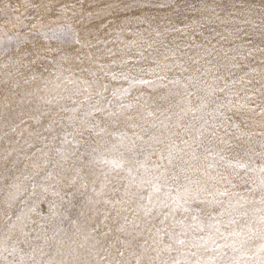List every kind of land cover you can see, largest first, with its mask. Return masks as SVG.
<instances>
[{
    "label": "bare ground",
    "instance_id": "obj_1",
    "mask_svg": "<svg viewBox=\"0 0 264 264\" xmlns=\"http://www.w3.org/2000/svg\"><path fill=\"white\" fill-rule=\"evenodd\" d=\"M63 25L71 26L78 43L71 36H52L51 30ZM57 92L72 100L45 105L39 99ZM169 144L176 145L172 165L167 163ZM100 158L123 159L137 176L159 175L167 168L173 187L174 172L179 184L186 183L185 176L199 180V186H188L205 187L202 197L217 190L234 194L232 203L243 207L227 209L228 197H220L225 205L193 203L191 208L199 210L206 225L235 219L232 228L222 225L225 233L235 228L248 235L249 227L260 228L264 0H0V238L10 235L9 248L22 249L26 264H33V249L37 261L54 264L70 259L71 249L90 264H105L104 257L127 264L141 257V264H159L197 251L173 245L171 253L157 258L155 228L171 230L172 222L161 225L156 218L145 226L143 213L138 217L132 211L136 203L123 205L129 211L121 212L120 222L127 217L141 228L129 224L133 236L116 231L115 208L87 203L89 197L102 199L91 190L93 180L99 190L101 169L108 170L96 163ZM180 167L187 171L181 173ZM73 177L77 183L70 186ZM109 181L105 191L115 198L127 174L112 172ZM83 182L87 188L80 186ZM105 211L111 214L108 220ZM193 215L175 213L177 220L187 217L189 225ZM204 235L190 228L183 238ZM261 242L257 238L251 244ZM3 255L18 261L20 254ZM0 264L7 262L0 259Z\"/></svg>",
    "mask_w": 264,
    "mask_h": 264
},
{
    "label": "snow or ice",
    "instance_id": "obj_2",
    "mask_svg": "<svg viewBox=\"0 0 264 264\" xmlns=\"http://www.w3.org/2000/svg\"><path fill=\"white\" fill-rule=\"evenodd\" d=\"M52 36L59 39L60 36H64L67 39L71 36L72 39H75L78 43L79 40L75 33L72 32L70 25H63L57 29H52ZM87 83V82H85ZM55 89H60V84L54 85ZM64 91H68L67 88H64ZM127 91V90H125ZM223 91V89H221ZM75 94H79V90ZM115 94V93H114ZM40 101L45 105H51L55 100L57 103L64 99L72 100V96L65 97L62 93L57 92V94L51 98H46L44 96L39 97ZM87 99V97H86ZM73 103H77V101L73 100ZM82 103V102H81ZM62 111H68L69 109L61 108ZM77 109H71V111H76ZM51 129V125H49V130ZM68 143L67 140L64 141ZM158 143L161 141L157 140ZM184 144L188 147H191L187 140L184 141ZM115 146H113L114 148ZM169 152L167 156L168 165L173 164L174 159V151L176 149V145L169 144L168 145ZM182 151V150H181ZM207 151V150H206ZM61 157L64 158V154L60 153ZM160 159L164 160L165 156L163 153L160 155ZM223 159V157H221ZM98 164H102L108 166V170L104 171L101 169V175L104 180L100 184L99 190L95 187V180H93L92 192L96 197H101L100 200H93L91 197L87 199L88 204H104L111 205L116 209L115 217H112L116 223V231L125 233L128 236H133L134 231L128 230V225L131 224L133 230H137L141 228V223H144L145 226L151 225L152 220L156 218L160 219L161 225H166V223L171 220V230L168 227H159L155 228V237L153 239V244L156 245L155 251L157 252V258H159L160 254L163 252L171 253L173 249V245L180 246H188L189 248H195L197 251L195 252H182L181 256L184 259L176 258L173 260L161 259L159 260V264H264V215H261L259 220L261 227L256 229L255 231L249 227L248 235L245 234L244 230H236L235 228L232 231L225 233L221 230L222 225L225 227L232 228L233 225L236 224V220L232 219L227 222H221L216 220L215 223L209 222L207 225L204 224L199 219V210L192 209L191 204L193 203H201V204H212V205H225V201L219 199L220 197H228V201L226 203L227 209H236L243 207L239 202L236 204L232 203L231 196L234 194H230L227 191H219L217 190L215 193H208L207 196L202 197L201 193L206 192L207 189L203 186H200L198 190H192L188 185L196 184L200 185L201 182L199 180L193 181L188 176H185V184H179L180 177L174 172L171 175V180L176 181L177 185L173 187L172 184L167 182V168L163 172H160L159 175L154 176H137L133 173L132 168L125 167V161L123 159H108V158H100L96 161ZM185 164H188V161H184ZM230 167L235 168H246L247 165L241 162L231 163L229 162ZM161 166L157 165L156 169L158 170ZM214 164H209L208 168H214ZM198 171V169H194ZM147 172L148 170L145 169ZM179 171L184 173L187 171L186 168L180 167ZM260 173V187L264 190V167L259 168ZM112 172H124L127 174V184L124 185V190L121 195L115 198H108V195L105 189L108 188V184L111 183L109 181V175ZM77 175H79V170ZM203 175L207 176L208 173L204 172ZM165 178V182L161 183V179ZM77 183V177H73L70 181V186L75 185ZM82 188H87V182H83L80 185ZM133 187L137 189V191H132ZM112 192L120 193V189L117 187L112 188ZM59 195V193H56ZM211 197V198H209ZM146 201V203H145ZM136 203V207L132 209V211L139 217V214L142 212L143 217L141 219V223H138L136 220L129 221L127 217L123 218V223L120 222L121 212L129 211L128 208L123 207V205ZM260 204L264 205V196L261 197L259 201ZM117 205H120V208H116ZM168 209L169 211L165 212L164 210ZM178 211H182L184 213H191L193 211L196 212V215H193L191 218L194 221L191 225L186 223L187 217L185 219L177 220L175 213ZM258 211L264 212V208L259 209ZM155 214V215H154ZM110 213L105 211L104 219L108 220L110 217ZM223 215V213H221ZM247 215V213H244ZM180 228V231H176V227ZM14 227V225H13ZM154 227V225H153ZM194 229L197 232H206L204 236H193L191 240H186L183 237L187 236L189 229ZM111 231V229H109ZM148 231L152 232V227L148 228ZM27 235V233H25ZM105 236L108 235V232L104 233ZM165 236L167 237L168 242H165ZM260 239L262 242L253 247L251 241L254 239ZM12 239L10 235H5L0 238V259H3L7 262V264H26L25 255L23 250L20 249L16 244H13L10 248L8 242ZM88 239L87 236L84 238ZM119 239V237H117ZM222 239L224 243H218L217 241ZM98 243V242H97ZM126 246L130 245V241H123ZM79 247L83 248L84 245L81 244ZM143 247V245H142ZM231 249L233 255L229 256L225 249ZM206 252H212L213 255L205 257L202 254ZM4 252H8L11 256H16L19 253V260H11L7 261V257L3 255ZM119 257H124V251L117 250ZM237 253L239 255H237ZM58 255H63L58 251ZM92 253H89L91 255ZM251 254V255H250ZM46 255V253L41 250V256ZM135 255V253H133ZM70 259L61 260L59 264H90V262L86 258H82V254L77 252L75 249H71L68 253ZM196 257L195 260L188 259V257ZM29 259L33 262V264H54V261L49 259L48 261L36 259V249L32 250V253L29 256ZM105 264H127L126 261L121 259H108L107 257L103 258ZM151 260V258H150ZM136 264H141V257H137Z\"/></svg>",
    "mask_w": 264,
    "mask_h": 264
}]
</instances>
